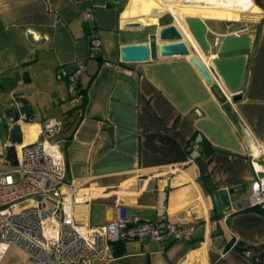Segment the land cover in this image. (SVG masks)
<instances>
[{
    "label": "crops",
    "instance_id": "0c3cea01",
    "mask_svg": "<svg viewBox=\"0 0 264 264\" xmlns=\"http://www.w3.org/2000/svg\"><path fill=\"white\" fill-rule=\"evenodd\" d=\"M259 1L0 0V93L18 97L24 141L37 138L45 119L59 123L52 139L61 142L66 180L79 187L82 222L105 224L122 203L142 219L164 215L193 228L188 240L113 242L103 264H264V211L240 206L253 163L264 168ZM171 24L212 70L223 99L189 56L160 55L159 30ZM141 43L148 60L120 59L121 46ZM79 60L86 98L66 113L74 104L60 74ZM12 125L9 118L3 142ZM221 188L233 192L217 212L211 195Z\"/></svg>",
    "mask_w": 264,
    "mask_h": 264
},
{
    "label": "built area",
    "instance_id": "2783aa9c",
    "mask_svg": "<svg viewBox=\"0 0 264 264\" xmlns=\"http://www.w3.org/2000/svg\"><path fill=\"white\" fill-rule=\"evenodd\" d=\"M87 19L92 18L88 9ZM218 43V39L214 41ZM99 47L98 37L91 35V53ZM82 61L72 70H62L73 103L77 102L76 82L84 71ZM14 109L20 107L10 92ZM195 112L199 114L198 110ZM59 123L45 119L36 139L14 144L16 163L0 170V261L12 245L19 247L26 260L19 264H103L113 242L124 239L150 238L166 242L168 237L188 240L192 227H180L162 215L158 222L140 218L125 204H118L114 216L102 225H88L77 216L81 203L78 185L66 180V161L60 140L52 137ZM13 143L0 140V155ZM8 154V153H7ZM0 163H4L1 159ZM255 177L249 195L240 202L241 208L264 209V168L253 163ZM164 247V245L162 246Z\"/></svg>",
    "mask_w": 264,
    "mask_h": 264
},
{
    "label": "water",
    "instance_id": "95a60500",
    "mask_svg": "<svg viewBox=\"0 0 264 264\" xmlns=\"http://www.w3.org/2000/svg\"><path fill=\"white\" fill-rule=\"evenodd\" d=\"M189 3V2H186ZM137 25V24H133ZM159 39L162 41L159 45L160 55L163 57L167 56H189L191 62L196 67L200 75L204 80L212 85V90L219 99H223L224 95L219 87L214 84L212 76V70L208 68L202 59L196 54L192 53L186 42L182 39V33L175 24L165 26L159 30ZM27 38L34 42L32 34L27 33ZM41 43L43 39L40 40ZM150 58V48L146 43L141 44H127L120 47V59L124 62H138L146 61ZM240 97L239 94L235 95L234 98ZM10 120L13 122L10 128V139L13 143L7 149L8 156L12 158L13 162L16 163V147L14 144H22L23 132L20 122V116L16 109H12L8 112ZM233 192L232 190L219 189L218 192L212 193V199L216 207L217 212H221V207H229V196L228 193Z\"/></svg>",
    "mask_w": 264,
    "mask_h": 264
},
{
    "label": "rangeland",
    "instance_id": "374dc122",
    "mask_svg": "<svg viewBox=\"0 0 264 264\" xmlns=\"http://www.w3.org/2000/svg\"><path fill=\"white\" fill-rule=\"evenodd\" d=\"M35 95V94H33ZM35 99V97H33ZM70 102L74 104L70 98ZM34 102V100H33ZM12 106L11 100L8 96L7 93H0V139L3 142L6 140L8 136L7 132V124L9 122V116L7 111L5 110L6 108H10ZM28 134H26L25 138L26 141L25 143L31 141L30 139H27ZM33 140V139H32ZM1 159L4 160V163H0V170H6L10 168L13 164L10 162V158L6 152L5 155H0V161ZM26 260V256L24 252L17 246L12 245L8 248V250L5 252L3 255L0 264H19L22 261Z\"/></svg>",
    "mask_w": 264,
    "mask_h": 264
},
{
    "label": "trees",
    "instance_id": "16d2710c",
    "mask_svg": "<svg viewBox=\"0 0 264 264\" xmlns=\"http://www.w3.org/2000/svg\"><path fill=\"white\" fill-rule=\"evenodd\" d=\"M255 1H256V3L260 4V1H259V0H255ZM95 53H96V51H95ZM85 93H86V89L83 87V85L80 84V82H79V78H78V80H77V82H76V97L78 98V100H77V102L74 103V107H73V109L67 111L66 113H71L72 111H74V110H78V109H81V108L83 107L84 102H85V98H86V94H85ZM14 95H15V94H14ZM15 97H16L17 100H18V97H17L16 95H15ZM18 101H19V100H18ZM19 107H22V105H21V106L19 105ZM13 108H14V106H11L10 108L7 109V111L9 112V111L12 110ZM23 108H24V111L26 112V115L24 114V119H27V120H28V119H29L28 116L30 115V114H29L30 109H29L27 103H24V102H23ZM67 124H68V123H67ZM67 124H66V125H67ZM67 137H69V136H67ZM67 137H65V138H67ZM203 182H204V184L206 185V188H207L208 190H212V189H213V187H211V186L209 185L207 179H204ZM252 208H259V207H252ZM246 209H250V208H246ZM259 209H261V208H259ZM262 211H264V209H262ZM120 241H122V240H120Z\"/></svg>",
    "mask_w": 264,
    "mask_h": 264
},
{
    "label": "bare ground",
    "instance_id": "6f19581e",
    "mask_svg": "<svg viewBox=\"0 0 264 264\" xmlns=\"http://www.w3.org/2000/svg\"><path fill=\"white\" fill-rule=\"evenodd\" d=\"M23 128H24V126H23ZM36 134V133H35ZM34 138H35V136H34ZM34 140V139H33ZM23 144H25V141L23 140V142H22Z\"/></svg>",
    "mask_w": 264,
    "mask_h": 264
}]
</instances>
